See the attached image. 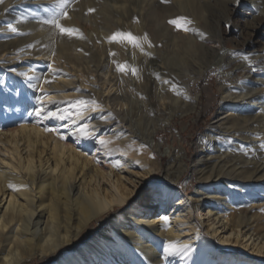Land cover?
<instances>
[{
    "label": "bare ground",
    "instance_id": "1",
    "mask_svg": "<svg viewBox=\"0 0 264 264\" xmlns=\"http://www.w3.org/2000/svg\"><path fill=\"white\" fill-rule=\"evenodd\" d=\"M99 1L78 0L72 25L75 16H92L89 12L94 8L103 14V25L108 27L105 33L98 31L99 26H90L101 35L102 46L115 50L123 43L133 48L138 59V75H134L143 80L135 91L146 102L147 119L168 116V121L193 112L198 99L191 97V87L198 85L200 76L219 56L218 90L232 117L211 126L200 140L196 169L200 189L188 198L174 187L185 172L180 152L170 158L164 171L155 156L158 146L147 140L149 136L154 139L156 130L145 133L146 124L143 128L132 125L131 112L123 110L129 106V94L116 78H106L104 69L110 61L104 48L86 61L75 52L76 40L61 39L52 48L57 54L54 58L43 54L49 71L34 69L31 78L30 69L19 74L47 84L54 78L53 62L70 61L83 68L99 59L91 69L98 89L91 85L90 92L79 89L43 103L40 86L28 87L5 72L12 64L0 61V264L52 257L77 240L94 220L111 212L102 219L101 230L76 252L63 254L50 264H264V230L255 224L260 216L232 211L234 194L242 193V188L264 189V126H260L264 121V64L258 62L264 56L247 60L238 58L237 49L223 50L218 29L212 32L201 20L199 5L204 7L203 2L210 0H183L181 4L117 0L116 8L107 5L110 1L117 6L116 0H102L101 5ZM244 1L255 3L235 0L237 4ZM32 2L4 0L0 4V32L15 29L14 36H19L0 39V54H10L8 48L13 45L24 49L27 43L28 50H34L52 36L46 29L50 24L27 23L26 19L19 23V16L4 21L10 10L31 7ZM256 2L264 4L263 0ZM140 3L147 7L141 8ZM137 8L142 20L131 29L128 22ZM211 8L207 18L210 24H218L220 11ZM191 17L199 21V29L188 23ZM5 23L9 29H1ZM260 25H264V16H257L247 28ZM26 30L33 35L24 37ZM181 30L188 36H182ZM44 49L40 53H47ZM195 57L205 65L195 68V62L189 63ZM16 79L20 87L14 85ZM243 81L260 89L253 92L250 88L242 97ZM48 88L55 90L56 86L48 83ZM103 89L108 90L106 97ZM259 112L263 115L258 116ZM162 171L164 176L159 175ZM230 184H236L235 192ZM137 194L139 198L125 207ZM236 249L247 255L234 253Z\"/></svg>",
    "mask_w": 264,
    "mask_h": 264
},
{
    "label": "rangeland",
    "instance_id": "2",
    "mask_svg": "<svg viewBox=\"0 0 264 264\" xmlns=\"http://www.w3.org/2000/svg\"><path fill=\"white\" fill-rule=\"evenodd\" d=\"M252 1L255 2L254 5L256 7H254L253 3L250 4L247 1L237 4L238 2L236 3L235 0H210V2H203L204 7L199 5L201 8V20L205 23V26L210 27L209 30L212 32H214L216 28L218 29L220 38L223 40V50L229 51L237 49L239 50L236 52L238 58L242 57L247 60H250L254 56H257L258 58L264 56V25L255 26L256 28L251 29L247 28V24L253 23V19H255L257 16H264V12L261 11V8L264 9V4L261 2H256V0ZM77 2L78 0H33V5L31 7L21 6L16 11L10 10L9 13H6L4 16L6 20L4 21H10V16H19V23L26 19L27 23L34 22L41 24L45 20H52L55 18L59 21L62 27L74 29L75 31H73L71 36H69L67 34H62L59 29L50 24V26H48L46 29L50 34H53L51 37H49L44 45H42L40 42L41 40H39V46L34 48V50H28V45H30L28 43L24 44L25 46L23 45L25 47L24 49L18 48V45L9 47L8 53L10 54H0L1 62H8L13 65L12 67L6 69L5 72L14 75L19 81L25 83L28 87L32 86V88H36L40 86L39 95H41V98H43L41 103L48 101L47 99H52L54 101L56 100V95H72L79 89L90 92L91 85L94 87V89H98L100 85L96 83L97 78H95V74L92 73L91 69L93 67L92 65L95 64L99 59L89 63L86 66L84 65L83 68H77V66H75L73 63H70V61H68L66 64L63 60H60L59 62H53L54 64H52V66H54L55 69L52 68L51 72L53 73L54 78L55 76L57 77V81H54V78H50L47 81V84L41 83L37 79L26 80L24 79V74L22 78L19 76V74H21L24 70L30 69L28 76L31 78L32 73L35 71L34 69H45L46 72L49 71V68L47 67L48 58L43 57V54L54 58L57 54L52 51V48L56 47L61 39L76 40L77 46H75V52L86 58V61H91V59H94L96 55L98 56L100 54L99 51L104 48V50H106L104 53L105 55L103 53L102 54L109 58L110 61L108 67L104 69V73L108 72L106 78L109 76L111 78L113 77L114 79L116 78L118 83H120L123 89L126 90L130 96L129 106L127 107L126 105L123 110L125 112L130 111L132 113H130V116H132V125L135 126V128H139V126L143 128V126L147 125L144 129L145 133H151V131L156 130L154 139H151L149 136L147 140H149V144L158 146L155 156L161 162L164 171L171 162L170 158L180 152V155L183 158L185 172L174 187L186 194L188 198L193 197L200 189V182L197 180L196 173V169L198 167L197 163L200 158L199 142L201 139H203L211 126L214 124L217 125L219 122L221 123L232 117V115H229L232 114V112L229 111V106L226 107L223 104V95L220 94L218 90L221 77V66H218L220 56L217 57L211 65H209L207 73L205 72V74L200 76L198 85L191 87V97L198 99L197 106L193 112H189L188 114L182 116L177 114L174 117L169 118L168 121V116L152 117L147 119L144 112V109L146 108V102L142 97L136 94L135 91L136 86L141 84L143 80L137 76L138 72L135 71L137 68L138 59L134 55L133 48L130 47L129 44L124 45L123 43L121 46L117 45L115 50H111L102 46V42H100L98 39V37L101 35L99 33L93 32L90 29V26H99L98 31L100 29L99 32L102 31L105 33L108 27L103 25V14H97V12L94 11V8H91L89 12V15L92 16H75V20H73L74 24L72 25V19L74 18L73 8ZM170 2L181 4L183 0H170ZM62 3L64 4V7L60 6ZM102 3L103 1L100 0L99 5ZM107 5L114 6V8H116L120 4L117 2L116 6L115 3L109 1L107 2ZM139 6L141 8L147 7L143 3H140ZM212 6L220 11L218 24H214L212 22L210 24V21L207 18ZM137 11L138 8L135 10L134 15L136 16L133 17L134 19L131 17L128 22V24H131V29L137 26V24L142 20V14L139 13L141 11ZM115 18H117V20L119 19V17ZM107 19H112V17L107 14ZM69 20L71 23H69ZM188 23L192 27L199 29L197 27L200 23L197 19L191 17V19L188 20ZM9 26V24L5 23L3 26H1V29H9ZM118 27L123 28V24L119 22ZM32 35L33 34L31 31L26 30L24 37H31ZM43 35H45V39L48 34L45 33ZM181 35L187 37L188 33L184 30H181ZM8 38H14L16 40L19 39V36H14V31L12 30L3 33L0 32V39L5 40ZM34 41L35 40L32 42ZM42 46L47 47V49L43 50H47V53H40ZM78 46L82 48H78ZM162 50L169 53V48L167 46H163ZM124 60L126 61L127 65L125 64ZM192 61L193 63L195 62V68L205 65L196 57L195 59L193 58L190 60L189 63H192ZM258 62L264 64V59H259ZM128 63L130 67L128 66ZM87 66L88 68H86ZM189 72L191 73V71L187 70L185 75L189 76ZM102 73L103 72H101V76ZM136 73L137 75H134ZM260 78L263 77L259 76L258 79ZM17 79L14 80V85L20 87L21 84L16 83V81H18ZM48 83L56 86L55 90L49 89ZM63 84L66 85L65 88H60L59 85ZM241 84L245 91H239V93L242 94V97L247 91L250 90V88H253V92L256 91V89H260L256 85L248 83V81H243ZM2 87L3 86H0V90ZM107 91V89L104 90V97L108 95ZM113 93L114 91H112L109 95ZM2 99L3 95L0 96V101ZM184 101L186 100H183L182 102ZM192 103L193 102L191 101V104ZM261 115H263L262 112H259L258 116ZM161 125H163V127H161ZM260 126H264V121ZM159 175L164 176V172L162 171V173ZM168 185H170V183H168ZM230 185L233 186H229V188L235 192L234 186H236V184ZM258 187L259 186L252 189L242 188V193L234 194L236 201L235 203H232V211L239 210L242 213L247 212L249 216L252 214H258L261 218V221L255 224H257L258 227L260 226V231L263 232L264 189ZM221 194H224V191H221ZM138 198L139 194H137V197H132L126 203L125 207L132 205ZM220 200L221 199H219V201ZM248 207L249 210L247 209ZM111 213L103 216L102 219L107 218ZM195 216L197 217L196 214ZM102 219L94 220L92 224L78 236L79 238L77 240L73 241L70 245L63 247L54 256L35 258L26 264H50L54 263L60 256H63V254L76 252L80 246L89 239V237L101 230V224L103 222ZM205 236L209 237L206 234ZM234 253L240 254L242 256L247 255V253L240 249H236Z\"/></svg>",
    "mask_w": 264,
    "mask_h": 264
},
{
    "label": "snow or ice",
    "instance_id": "3",
    "mask_svg": "<svg viewBox=\"0 0 264 264\" xmlns=\"http://www.w3.org/2000/svg\"><path fill=\"white\" fill-rule=\"evenodd\" d=\"M3 2H4V0H0V4H2ZM60 6L61 7H64V4L62 3ZM43 23L51 24L54 27H56L57 29H59V31L62 34H67L69 36H71L72 33H73V31H75L74 29H69V28L62 27L61 24L59 23V21L57 19H55V18L52 19V20H45V21H43ZM12 31H15V29H12ZM117 35H120V34L118 33ZM128 39L131 40V37H128ZM80 103H84V102L83 101H80ZM37 115H39V113H37ZM60 118L63 119V117H60ZM102 143H103V141H102Z\"/></svg>",
    "mask_w": 264,
    "mask_h": 264
}]
</instances>
